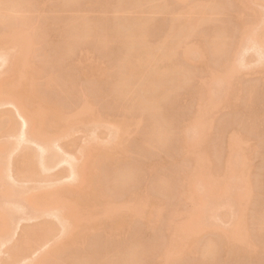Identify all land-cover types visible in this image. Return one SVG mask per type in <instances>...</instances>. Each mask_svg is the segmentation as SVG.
<instances>
[{
  "label": "rangeland",
  "instance_id": "obj_1",
  "mask_svg": "<svg viewBox=\"0 0 264 264\" xmlns=\"http://www.w3.org/2000/svg\"><path fill=\"white\" fill-rule=\"evenodd\" d=\"M27 3V7L18 10L17 16L13 15L4 25L0 24V33L7 26L14 25L21 30V37L23 33H27L24 37L30 34L33 37H27L29 40L26 38L24 45H20L22 47H15L12 41L4 39L3 50L11 48V51L7 63L2 64L0 61V78L14 89L23 88L20 76L13 75L11 71L15 69L21 74L29 72L27 61L30 62L34 66L32 74H37V80L22 89L25 90V95L17 98L19 95L15 94L13 97L26 102L25 96L32 95L33 87L38 86L43 97L56 103L61 116L58 122L61 129L57 142H54L57 146L54 147L62 150L61 156L63 152L68 154L62 158L68 157L71 161L75 158L73 161L78 167L81 163H94L93 171L98 188L116 207L124 202L130 204L134 193H139L138 196L143 199L148 198L153 205L142 206L144 215H135L136 217L130 213L129 207H121L117 212L126 215L128 219L127 224L118 230L111 228L113 219L111 216V219L104 216L102 207H93L90 213L104 226L91 228L84 217L86 211L81 203L75 201L77 204H71L67 200L77 196L82 198V193L77 196L75 193L74 197L65 195L67 199L64 198L61 202H68V214H64L68 222V225L65 223L66 228L70 227V233L84 232L86 237L84 241L80 240L64 249L57 243L66 238H63V227L50 214L52 211L48 212L54 208L52 202L45 200L49 204L47 214L27 220L26 215H20V211H17L18 205H13L17 206L16 210L12 204L4 206L0 203L3 212L11 214L15 211V221L19 222H15L18 227L11 236L13 239L10 238L9 242L0 246V264L10 260L12 250L22 247H27V250L18 255L17 264H127L131 250L136 247V264H264V65L261 67L264 62V47L257 52L236 44L240 28L245 26L249 31L260 21L264 22V0H152L141 5V10H136L140 14L121 11L117 7L119 0H28ZM121 3L123 7L136 6L135 0H123ZM196 4L205 10L208 19L184 40L182 46L174 50L171 59L162 63L163 67L184 66L189 78L167 99L159 102L158 112L164 119L165 132L160 143L150 144L147 139L152 113L140 109L132 98L120 97L114 91L119 60L125 53L122 44L113 39L114 22L119 20L128 24L135 21L134 18L136 21L146 20V43L147 46L155 47L166 39L170 20L191 11ZM212 4H217L220 8L211 12ZM156 6L162 9L153 11L152 8ZM85 22L92 26V32L78 42L75 52L69 58L61 57L69 29ZM258 29V32L261 31ZM213 34H221L224 38V47L218 53L210 46ZM15 36L19 38L20 32ZM200 44L205 47L206 55L200 52L201 55L198 56L197 53L198 58H201L194 65L185 64L181 56L184 51L182 49L195 51L201 47ZM231 45H235V48ZM233 49L236 70L228 79L220 73V66ZM257 58L261 59L257 61ZM239 60L241 63H238ZM84 65L94 66L104 73L96 78L81 76L77 69H82ZM47 79H52L48 85ZM214 79L218 82L212 83ZM199 86L203 88V93L196 97L195 90ZM211 88L218 90V93L213 95V101L209 104L205 100V94ZM202 104L206 105L200 110L199 106ZM88 106H91L88 108L90 110L86 109ZM15 112L14 107L9 104L0 106V150L5 145L11 148L14 144L18 146V143L19 148L12 147L13 150H9L12 159H17L24 148L39 153L35 143L17 142L22 127H19L21 121L17 114L15 116ZM13 115L17 118L16 130L8 132L9 120ZM72 116L75 118L70 119ZM183 122L189 126L195 124L190 130L194 140L204 137L201 136L203 133L206 135L204 144L207 159L212 163L209 169L214 170V173L209 174L200 171L206 178L198 172L192 180L191 190L195 194L193 197L198 194L196 199H190V192L186 190L180 194L178 188L180 173L189 164L192 167L199 162L193 156L189 163L178 150V133ZM52 123H55V119L52 120L51 117L37 119L35 131L40 134L52 131ZM116 133L117 138H114ZM233 135L239 139L228 148L225 142ZM89 147L90 150L94 147L90 157L85 155L87 150L83 151L89 150ZM193 148L196 155L204 158L201 155L204 148ZM9 151H3V156H7ZM82 155L84 160L81 159V162ZM228 156L235 163L233 165L232 162L231 166H236L232 168L235 171L233 174L226 169L228 165L224 164L227 163L224 159ZM67 160L56 164L57 166L53 165L42 176L38 174L29 180L23 174V166L15 163L16 166H7L10 176L7 175L6 180L12 185L0 184V194L13 186L22 199L29 201L26 205L34 207L36 198L43 191H53L58 186L72 182L68 178L71 164ZM235 161H242V164L237 165ZM72 167L76 168L72 165L71 169ZM93 171L91 170V174ZM124 171H129L131 177L125 182L117 181L116 175ZM10 177L11 180L8 179ZM203 179H206V183ZM77 183L76 188L79 189L81 185L80 182ZM209 188H212V193ZM246 188L249 190L248 194L237 200L236 194L244 193ZM205 192L212 195L207 196ZM203 203L205 214L200 217L194 213ZM36 205L38 204L35 203ZM22 212L28 213L27 210ZM156 216L159 220L154 221ZM194 216L199 217L204 224H198ZM194 221L197 224H193ZM187 222V228L191 227H188L190 223L194 226V233L189 230L188 249L177 257L175 255L172 260L160 258L158 253L166 241L168 224L172 225L168 228L171 230L175 224L181 226ZM44 223H50L54 227L48 240L32 243L33 239L26 238L33 237L30 236L31 233ZM28 231L31 232L28 233L30 235H27ZM238 232L244 234L240 243L236 237L240 238L242 234ZM236 233L239 235L235 237ZM205 246L211 248L207 250L209 252H205Z\"/></svg>",
  "mask_w": 264,
  "mask_h": 264
},
{
  "label": "bare ground",
  "instance_id": "obj_2",
  "mask_svg": "<svg viewBox=\"0 0 264 264\" xmlns=\"http://www.w3.org/2000/svg\"><path fill=\"white\" fill-rule=\"evenodd\" d=\"M27 1L28 0H0V24L4 25L7 22L8 18L12 17L13 15L17 16V12H19L20 9H24L25 7H27V4H28ZM136 1H137V3H136ZM151 1L152 0H139V1L135 0L136 6L134 8H130L127 6L123 7V4L121 3V2H123V0H119V4L117 7H119L120 10L123 12L134 11V13L140 14V12H138L136 10H139L140 6L141 5L143 6L144 3L145 4H146V2L150 3ZM212 5H213L212 7L210 6L211 7L210 11L216 12V10L218 9L219 6H217V4H212ZM142 8L143 7H141V9ZM154 9L152 8L153 11H158V10H161L162 7L156 6V7H154ZM142 12H143V10H142ZM192 13H194V15H192ZM207 16L208 15L205 13V10L199 4H196L195 6H193L191 11L186 12L185 14H182L179 17L172 18V20H170L171 22H170V25L168 28L169 32L166 36V39L165 40L163 39L162 42H160V44L158 46H155V47H153V46L151 47L150 45L147 46V44H148V43H146L147 42V40H146L147 34H145L146 33L145 32V26L147 24V22H145L146 20L142 21L143 19L142 20L137 19V21H136V18H134L135 21L133 20V21H131V23L129 22L128 24H124V22H119V20H116L115 21L116 23L114 22V29H112V30H115V32L112 31V34H113V32L115 34L113 35L114 38L112 37V35H111V37L115 41L122 44L124 52H125L123 55V58L121 57L122 59L119 60L120 63H119V70H118V74H117V83L114 86V91L120 97L132 98L138 104L140 109L148 110V111H150V113H152V121H151L152 123H151V127L149 130L150 132L148 133L149 136L147 139V141L150 144L156 145L157 143H160V138L162 140V137H163L162 134L165 132L164 119H162L160 117L159 112H158L159 102L167 99L171 94L174 93V91L177 88L182 86L187 81V78H189V74H188L187 70L185 68H183L184 66L182 67L179 65H175V66L173 65V66H164L165 67L164 68L162 63L171 59V56L174 55L173 52H175L177 50L176 48L183 45L184 40H186L187 37L189 38V36H191V34H193V31L195 29H197L198 26L202 24V22H205L206 19H208ZM139 19H141V18H139ZM262 21L257 23L256 26L253 27L252 30L250 29L251 31L250 30L247 31L248 27H245V26H243V28H240V30H239L240 34L237 37L236 44H238L239 46L242 44L243 46L247 47L248 49L252 48L256 51L261 50L264 47V22H262ZM72 27L73 26H71V28ZM76 27L74 29H69L70 32H68L69 34L67 35L65 45H64V50H63V53H61V55H62L61 57L69 58L70 55L75 52L77 45H78V42H80V40L83 39L84 37L88 36L89 33H91L93 30L92 26L86 22L83 23L82 25H80L79 27H77V28ZM67 28H69V26ZM258 28H260L261 31L258 32L257 31V30H259ZM245 30L247 32H245ZM19 32H20V37L17 38L18 36H15V35ZM25 34H27V33H23V35L21 37V30L14 27V25L12 27L7 26L6 30L1 31V33H0V61L2 64L8 62V58L10 57L9 52L11 51V48H10V50H3L2 47L4 45H2V44L4 43V39L12 41V43H14L15 47L17 45L23 46L24 45L23 43L25 42V39L27 37L31 36V38H33L31 34H30V36L24 37ZM27 39L29 40V38H27ZM210 41H211L210 46L215 53L220 52L222 50V47H224V38L221 37V34H220V36L219 35L214 36V34H213V38L210 39ZM201 44H200V46H201ZM202 45H204V44H202ZM235 45H231L232 48H235ZM22 46H20V47H22ZM182 50H184V51H182L183 53L181 52V54H182L181 56H182V60L185 61L184 62L185 64L188 63L190 65H194L195 61H197L199 58H201V57L198 58V56L201 55V54H199L200 52L203 53V55H206L204 53L206 51V49L203 46H201L199 49H197L195 51H192V50L190 51V49L187 50L185 48H183ZM12 51H13V49H12ZM194 52H196V53H194ZM259 55H262V54H259ZM233 56H234V49L230 50L229 54L227 55V57L225 58V60L223 61V63L220 66V73L222 75L227 76L228 79H230V77L234 74V72L236 70L235 60L233 59ZM263 56H264V54H263ZM258 59L260 60L261 58H257V61H258ZM262 59L264 60V57ZM238 63H241V61L239 60ZM160 64H162V65H160ZM261 64L259 63V65H261V67H262L264 65V62ZM85 66L86 65L82 66V69L81 68L77 69L78 73L81 76L89 77V78H96V76H101L104 73L102 70H99L94 66H90V65H88L87 67H85ZM27 67L30 69V71L29 72L26 71L23 74L17 73L15 69H13V71H11V73L13 75L20 76L22 85H24L23 88H21L19 90L12 88L11 86H9V84L5 83L4 79L0 78V106H4V105L9 104V105L14 107V110L16 111L15 116L17 114V117L20 119L19 121H21V123H20L21 126H19V127H22L21 131H19L20 134L18 133L19 136L17 137L18 138L17 142H19V143H28V142L35 143V145H37L36 146L37 149H39V153H38V151H37V153H35L34 151L29 150L28 148L27 149L24 148L25 150L23 149V151L21 152V155L17 159H12L11 158V151H9V150H11L12 147H15L14 149L19 148L20 144L17 143L16 145H18V146H15V144H14L11 148L10 147L8 148L6 145L3 146L0 150V184L1 185H6V184L12 185L11 182L9 183V181L6 180L7 175H9L8 171L10 170L9 168H7V166H9L11 164L12 165L18 164L17 166H19V165L23 166V174L25 173L24 174L25 177H27L29 180L30 177L31 178L37 177L35 175H38V174H40L42 176V173L49 171L51 167H54L53 165L60 164L61 162L63 163V161L65 163L66 159H68L67 161L71 164L69 166V163L66 162V164L68 163V166L70 168V170H69L70 173H68V175H69L68 178L71 179L70 181H72V182H69L70 184H68V185L58 186L57 187L58 189H55L53 191L52 190L43 191L42 194H40V196L38 198H36V200L34 202V207H30V206L26 205V203H28L29 201L22 199L21 194L16 190V188H14L13 186H10L9 188H7L5 190V192L0 194V203L4 206H7V205L10 206V204H12V206L18 205V210L16 208L17 206L16 207L13 206V208H16L17 211H20V215H22V214H23V216L26 215L27 216L26 220H27V219H31V218L33 219V218L39 216L40 214H44V213L47 214L48 205H49L47 202H52L54 204V208L49 209L48 212L52 211V213H50V214H53V216H55L58 219L59 223L63 227L62 232H64V234H65V236H63V238L64 237H66V238H64L63 240L61 239L62 242H60V241L57 242V243H60V245L63 248L71 246L80 240L84 241V239L86 237V233H84V232H82V233H70L69 232L70 227L67 226L68 228H66V225H68V222L66 220L67 216L65 217L64 214L65 213L68 214L67 213L68 212L67 211L68 210V202L72 204V203H76L77 201H79L81 203L80 205L86 211L84 214V217H85V219H87V222L90 224L91 228H97V227H101V226L103 227L104 226V224L101 223V221L96 216H93V214L90 213V209L93 207H102V209L104 211V213H103L104 216L107 217L108 219L111 216V218L113 219V221H112L113 226L111 228H114L113 230H118V229L123 228L124 224L126 223V220L128 219L126 215L120 214L117 212L119 209H122L121 207H129L130 213L133 215V217H136L135 215H141V216L144 215V211L142 208L148 204L153 205V203H150L149 200H147L148 198L143 199L140 196H138L139 193L138 194L134 193L131 195L133 197V199H132V202L130 204H128L127 202H124V203L120 204V207H116V204L112 200H109L108 198H106L105 196H103L101 194L102 192L99 190L98 184L96 182V178L94 177L95 176V173L93 171L94 163H91V162L89 164L81 163V165L82 164L83 165L82 166L80 165L78 167L77 165H75V161H73V160H75V158L72 161H71V159L69 160L68 157L66 159L62 158L63 155H65V157H66L68 154L66 153L67 154L66 155L63 152V154L61 156L62 150L61 151L57 150L58 148L54 147V145L57 146V144H55L57 142L56 138L58 137L59 131L61 129L60 123L58 124V122L61 119V116L58 112L59 108L56 106V103L48 100L46 97H43L40 94V92L38 91V86L33 87L32 92H31L32 95H30L29 97L25 96L26 102L19 101L18 99H15V97H13L15 94L19 95L17 98H20L21 96L25 95V90H22V89L26 88L27 85H29L33 82H36V80H37V74L35 76H33V74H32V70H33L34 66H32L30 64V62L27 61ZM206 67L209 68V70H210V67H208L207 65H206ZM207 71H208V69H207ZM51 81H52V79L51 80L47 79L46 85H48ZM215 82H218V80L214 79L212 81V83H215ZM20 90H22V91H20ZM195 92L196 93L194 96L198 97L199 95H202L203 88L201 86H199L196 88ZM215 93H218V90L211 88L205 94V100H207L209 104L212 103L213 95ZM204 105H206V104L200 105L199 109L200 110L204 109L205 108ZM90 107L91 106H88L86 109H88ZM88 110H90V109H88ZM50 117L52 120L55 119V123L51 124V126L53 125L52 131H47V133H44V134H40V133L36 132L35 128H34L35 120H37V119L44 120L46 118L50 119ZM74 118L75 117L72 116L70 119H74ZM15 119L17 120L16 117L14 118V115L12 117H10L8 132H14L16 130V128H15L16 127L15 126L16 120ZM184 124H185V122H183V125L181 124V130L179 131L180 134L178 133V135H179L178 136L179 138L177 139L178 150H179L181 156L184 157L189 163H191L193 156L198 158L199 162L196 163L197 166L191 167L189 164V166L187 168H185L180 173V176L178 177L179 179H177L178 180L177 182H178V186H179L178 188H179L180 194L187 191V192H190V199L191 198L196 199L198 197V194H196V196L193 197L195 194L191 190L192 180L195 179L197 173L200 171L201 172L205 171L207 174H209V173H212L214 170L211 171V169H209V167H210L209 165H211L212 163L208 161L209 159H207L208 154L206 152V149H205L206 147L204 144V142L206 140V135L204 133L203 134L201 133L202 134L201 136H204L205 138L204 137H202V138L197 137L199 141L194 140L192 138V135H190V130L192 127H195V124H193L191 126H189V124H187L188 126L186 124L185 125ZM71 125L73 126V124H71ZM115 137L117 138V133L114 135V138ZM230 137H229L230 139L227 138V142H225V144L227 143L226 147H228V148H230L232 146L231 144L236 143V140L239 139L238 137H235L234 135L230 136ZM193 147L204 148L203 149L204 151H202V153H201V155L204 156V158L196 155L194 153L195 149ZM85 150H87V151H85ZM93 150H94V147L93 148L91 147V150L89 147V150L84 149L83 151H85V155H88L90 157L91 151H93ZM3 151H5V152L9 151L7 153V156H3V154H2ZM57 151H59V153ZM83 151H82V153H84ZM229 157L230 156H228V158L226 157L227 159L226 158L224 159L227 162L224 164L228 165V167H226V169L230 170L231 173L233 174L235 172V171L233 172V169L236 166L235 167L233 166L235 163H234V161H231V159ZM81 159L84 160V156L80 157V161L82 162ZM86 159L88 160V157H86ZM86 159H85V162H88ZM235 160H236V158H235ZM207 161H208V163H207ZM73 162H74V164H73ZM232 162H233V165L231 166ZM240 162L241 163L236 162V164L237 163L242 164V161H240ZM72 165L74 167L76 166L77 169L73 168V167L71 169ZM151 166H149V167H151ZM195 169H197V170H195ZM91 170L93 171L92 174H91ZM207 174H206V176H207ZM40 175L38 177H41ZM202 176H203V178L205 177V175H203V174H202ZM87 177H89V178L87 179ZM130 177H131V173L129 171H126V172L124 171V172H120L118 175H116V180L121 181V182H125ZM8 179L11 180V177ZM7 181H8V183H7ZM202 181L204 182V181H206V179H203ZM74 182L76 183V185H74ZM77 182H80V185H81V187L80 186L78 187L79 189L76 188V186L78 184ZM203 182L201 184H203ZM204 183H206V182H204ZM6 186H8V185H6ZM211 189H210V191L212 193ZM245 190L247 191V193L245 191L244 193H237L236 194L237 200H241L243 198V196H246L248 194L249 190H247V188ZM263 191H264V187H263ZM80 192L82 193V195H81L82 198L79 197L81 200L79 198H77L78 197L77 195ZM75 193H77L76 194L77 197H74L73 194H75ZM205 193L207 196L209 194L212 195L210 192H205ZM69 194L73 195L74 198L67 199L66 198L67 196L64 197L65 195H69ZM204 196H205V194H204ZM64 198H66L68 200V202L66 204L61 202V201H63ZM75 198H77V199H75ZM45 200H48V201L45 202ZM35 203H37L38 205L35 206ZM1 204H0V246L2 244H5V242H9L11 239H13V238H11V236L14 232H16L15 229H17V227H18L17 226L18 224H15V222L19 223V222L15 221L17 219L14 216L16 214L15 211L11 214L5 213V212H3ZM204 204L205 203L202 204L201 208L198 207L194 214H196L198 216H200V215L203 216V214H205ZM12 206H11V208H12ZM26 210L28 213H26V212L21 213V211H26ZM63 211H65V212H63ZM105 214H107V215H105ZM108 215H109V217H108ZM202 216H200V217H202ZM16 217H18V215ZM130 217H132V216H130ZM130 217H129V220H130ZM195 218L198 219L199 217L196 216ZM24 219H25V217H24ZM103 219H105V218H103ZM197 219H196V221H198L197 222L198 224H200V225L204 224V223H202V220L200 222V220L199 219L197 220ZM20 220L21 219H19V221ZM157 220H159V218L157 219V216H156L154 218V221H157ZM151 222H152V218H151ZM65 223H67V224L65 225ZM188 223L189 222L183 223V225L181 224L182 227L179 224H175L174 227L171 228V230L168 229L170 226V224H168V228H167L168 231L166 230L167 231L166 241H165V243H163L164 245H162V248L160 249V251L158 253V256L160 258H164L166 260H169V259L173 258L175 255H176V257L178 255H181V253H183L184 250L188 249L187 248V246H188L187 240L189 238V235H188L190 233L189 230H192L191 233H194V228H193L194 226H192V225L197 224V223H195V221L192 225L190 223L188 227L191 226L193 228V229H191V227L190 228L186 227L188 225ZM184 224H185V226H184ZM53 230H54V227L52 224L44 223L43 226H41L40 228L35 230L33 233L28 231L27 235H30L28 233H31L32 235H30V236H33V237H31V238L26 237V238H28L30 240L33 239L32 243L38 242V241L41 242V240L44 241L46 239L48 240V238L50 237ZM168 232H169V234H168ZM239 234H242V232H240ZM34 235H36V236H34ZM238 235L236 233L235 237ZM240 236H241L240 238L236 237L237 239H239V241H238L239 243H240V240L243 239L242 236H244V234H242ZM237 239H235V240H237ZM244 242H245V240H244ZM244 242L242 241V243H244ZM57 243H56V245H57ZM58 246H59V244H58ZM205 247H206V250L204 248L205 252H209L207 250L211 249V248H208L209 246H205ZM58 248H59L58 250H60V246ZM63 248H62V250H63ZM136 248L135 249L133 248L134 250H131V253L128 256L129 258H128L127 262L125 261L127 264H136L137 252H138ZM26 250H27V247H22V248H19L17 250H12L10 252V260L7 262H4V264H17L16 258L18 257V255H22L23 253H25ZM60 252H61V250H60ZM50 253H53V252H50ZM50 253H48V255ZM87 263L88 262L79 263V264H87ZM40 264H42V263H40ZM104 264H109V263H104Z\"/></svg>",
  "mask_w": 264,
  "mask_h": 264
}]
</instances>
